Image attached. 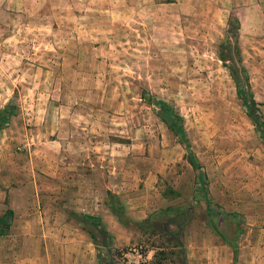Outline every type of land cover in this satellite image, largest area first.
I'll list each match as a JSON object with an SVG mask.
<instances>
[{"label":"rangeland","instance_id":"obj_1","mask_svg":"<svg viewBox=\"0 0 264 264\" xmlns=\"http://www.w3.org/2000/svg\"><path fill=\"white\" fill-rule=\"evenodd\" d=\"M236 83L264 121V0H0L5 235L14 211L17 227L39 207L64 220L53 157L79 164L51 263L150 261L138 223L171 210L157 242L180 244L185 264H264V133ZM0 248L2 264L19 253Z\"/></svg>","mask_w":264,"mask_h":264},{"label":"crops","instance_id":"obj_2","mask_svg":"<svg viewBox=\"0 0 264 264\" xmlns=\"http://www.w3.org/2000/svg\"><path fill=\"white\" fill-rule=\"evenodd\" d=\"M5 160L8 159L5 158ZM57 161L59 162V160H54L53 157L46 160L47 167L45 169V179L50 184L55 185L56 190H54L55 188L53 190L56 195L57 193L61 194V206L51 207V211H54L55 214L61 212L65 214V218L64 220L41 219L42 211L39 207V209H36L37 218L39 217L37 222L33 224L27 222L21 227H17V224H15L17 221L15 216L18 214L14 211L15 221L12 227H14L17 232L10 231L9 234L0 236V245L6 243L18 246L19 248V253H17L15 257H12L13 259L10 264H53L50 262L52 255L49 250L53 245H59L61 247H58V249L62 251V246L66 243L67 239L64 238V230L68 227V216L70 214L68 198L70 192L75 191V189L71 188V181L75 179V175L71 171L76 169L73 166H77L79 162H77V160H74V162H72L73 160H61V163H57ZM96 161L100 162V160H93L94 166H96ZM75 163L77 165H74ZM34 175L35 180L37 177H42L39 169H37ZM35 193L37 196L40 193V188L37 185ZM3 252V248H0L1 257ZM7 255L10 257V253Z\"/></svg>","mask_w":264,"mask_h":264},{"label":"trees","instance_id":"obj_3","mask_svg":"<svg viewBox=\"0 0 264 264\" xmlns=\"http://www.w3.org/2000/svg\"><path fill=\"white\" fill-rule=\"evenodd\" d=\"M236 93L237 96L243 101V105L245 106L247 117L254 122L259 132L264 133V121L261 119V117L258 114H256L255 102L253 100L248 102L246 91L238 83H236ZM5 114H6L5 109L0 111V130L3 127V122L7 119ZM162 120L174 134L180 131L178 128L174 127L173 122L175 121V116L168 108L164 109V117ZM190 164L193 168L195 169L198 168V164L196 163V161L192 160ZM172 212H178V211L164 210L162 212L150 215L146 219L138 223L139 229L143 231V234L147 235L146 241L149 242L150 246L153 247V249L155 250L152 260L150 261L143 260L140 261L138 264H170L172 262H176L178 264H185L186 261L185 250L180 244L177 245L176 243L175 245L171 243L172 247H174V250H172L171 248H168L169 245L168 241L157 242L161 240L162 235L168 237L169 236L168 234H171L168 229V222L165 221L164 218L167 217ZM11 220H12V211L7 210L5 214L0 218V236L6 234V232L10 227ZM156 237L158 239L154 240ZM123 254H124V250H118L116 252L115 254L116 260L114 261L115 262L114 264H128V261L123 257ZM98 258L99 257L97 255V259ZM98 264H106V263H104L103 260H100L99 258Z\"/></svg>","mask_w":264,"mask_h":264}]
</instances>
